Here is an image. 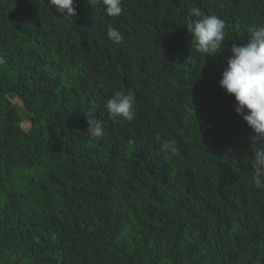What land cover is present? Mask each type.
Here are the masks:
<instances>
[{"label": "trees", "instance_id": "trees-1", "mask_svg": "<svg viewBox=\"0 0 264 264\" xmlns=\"http://www.w3.org/2000/svg\"><path fill=\"white\" fill-rule=\"evenodd\" d=\"M74 5L0 0V264H264L251 130L219 84L264 0ZM192 7L225 21L217 53L197 50ZM117 91L134 93L135 120L110 117Z\"/></svg>", "mask_w": 264, "mask_h": 264}, {"label": "clouds", "instance_id": "clouds-1", "mask_svg": "<svg viewBox=\"0 0 264 264\" xmlns=\"http://www.w3.org/2000/svg\"><path fill=\"white\" fill-rule=\"evenodd\" d=\"M105 13L117 17L122 13V0H102ZM49 6H55L57 15H75L74 0H48ZM185 27L193 35L197 50L206 55L217 53L225 40V21L214 14L205 15L198 7H192L185 17ZM247 42L233 44L227 57L228 67L222 72L219 84L222 89L234 97V111L250 128L247 137L249 148L253 149L250 166L254 175L255 188L264 189V25L249 29ZM107 37L119 44L123 39L119 30L111 24L107 26ZM133 92L117 91L105 105L110 117L115 120L123 117L127 121L136 119ZM88 135L96 140L104 135L103 125L95 118L94 111L84 113ZM164 152L179 155L174 141L161 145Z\"/></svg>", "mask_w": 264, "mask_h": 264}]
</instances>
